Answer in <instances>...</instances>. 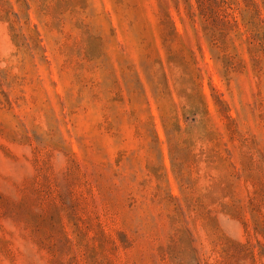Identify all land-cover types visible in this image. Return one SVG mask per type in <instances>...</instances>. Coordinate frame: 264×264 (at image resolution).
<instances>
[{
  "label": "rangeland",
  "instance_id": "374dc122",
  "mask_svg": "<svg viewBox=\"0 0 264 264\" xmlns=\"http://www.w3.org/2000/svg\"><path fill=\"white\" fill-rule=\"evenodd\" d=\"M0 264H264V0H0Z\"/></svg>",
  "mask_w": 264,
  "mask_h": 264
}]
</instances>
